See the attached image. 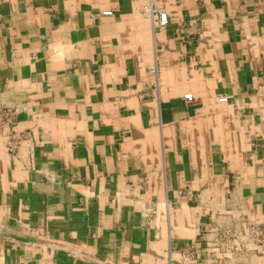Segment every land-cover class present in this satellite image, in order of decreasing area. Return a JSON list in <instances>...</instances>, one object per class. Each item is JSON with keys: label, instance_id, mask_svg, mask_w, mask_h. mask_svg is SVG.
I'll use <instances>...</instances> for the list:
<instances>
[{"label": "crops", "instance_id": "obj_1", "mask_svg": "<svg viewBox=\"0 0 264 264\" xmlns=\"http://www.w3.org/2000/svg\"><path fill=\"white\" fill-rule=\"evenodd\" d=\"M0 105V264H264V0H0Z\"/></svg>", "mask_w": 264, "mask_h": 264}, {"label": "built area", "instance_id": "obj_2", "mask_svg": "<svg viewBox=\"0 0 264 264\" xmlns=\"http://www.w3.org/2000/svg\"><path fill=\"white\" fill-rule=\"evenodd\" d=\"M166 23H167L166 13L164 11H159L158 12V24L165 25ZM185 98L187 100H192V96L190 94H187ZM220 100L224 101L225 97H221ZM14 116H15L14 109H9V108H6L0 105V132L7 123H10L13 120Z\"/></svg>", "mask_w": 264, "mask_h": 264}, {"label": "rangeland", "instance_id": "obj_3", "mask_svg": "<svg viewBox=\"0 0 264 264\" xmlns=\"http://www.w3.org/2000/svg\"><path fill=\"white\" fill-rule=\"evenodd\" d=\"M264 235V229L262 227H258V228H251L250 232H249V238L252 241L256 242V239H262V236ZM257 236V238L255 239V237ZM254 237V238H252ZM254 260H250L249 264H254Z\"/></svg>", "mask_w": 264, "mask_h": 264}]
</instances>
